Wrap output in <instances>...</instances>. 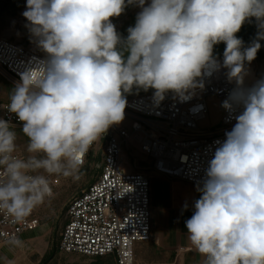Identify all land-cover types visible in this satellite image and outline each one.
I'll list each match as a JSON object with an SVG mask.
<instances>
[{
	"label": "clouds",
	"instance_id": "clouds-1",
	"mask_svg": "<svg viewBox=\"0 0 264 264\" xmlns=\"http://www.w3.org/2000/svg\"><path fill=\"white\" fill-rule=\"evenodd\" d=\"M141 8L123 38L111 22ZM22 15L47 58L20 73L7 111L27 138L18 156L15 125L0 118V213L25 221L53 196L50 177L79 179L83 157L125 117L133 87L181 101L220 67L238 87L223 107H242L209 162L201 196L185 221L203 264H264V80L243 89L245 63L264 40V0H27ZM255 19L247 47L236 34ZM225 43L223 64L214 45Z\"/></svg>",
	"mask_w": 264,
	"mask_h": 264
},
{
	"label": "built area",
	"instance_id": "built-area-1",
	"mask_svg": "<svg viewBox=\"0 0 264 264\" xmlns=\"http://www.w3.org/2000/svg\"><path fill=\"white\" fill-rule=\"evenodd\" d=\"M45 59L29 47L0 39V72L14 85L20 81V73ZM215 59L223 64L221 59ZM227 72L228 69L220 67L202 75L198 79L203 86L194 89L186 101L171 92L163 100H157L155 90L149 89L125 96V116L131 120L130 129L114 124L98 141L101 161L96 164L97 173L65 205V221L58 242L62 252L89 257L112 255L116 264H134V243L147 240L150 235V187L144 172L121 167L123 146L127 148L132 136L155 171L202 184L219 147L216 142L226 139L225 133L233 129L235 117L243 110L234 105L230 112L222 106L218 126L202 129L198 125L207 112V97L214 95L225 101L237 89L236 81L229 80ZM261 80L264 78L243 82L242 88L250 89ZM8 103L9 99L0 100V118L9 119L16 129H21L15 115L7 111ZM88 153L82 166L88 162ZM16 155L21 156L18 152ZM3 179L0 170V180ZM50 180L52 184L57 182V178ZM38 224L35 210L21 223H14L0 213V245L17 244L23 231L33 230Z\"/></svg>",
	"mask_w": 264,
	"mask_h": 264
},
{
	"label": "crops",
	"instance_id": "crops-1",
	"mask_svg": "<svg viewBox=\"0 0 264 264\" xmlns=\"http://www.w3.org/2000/svg\"><path fill=\"white\" fill-rule=\"evenodd\" d=\"M148 165L144 173L150 187L151 230L147 240L134 243V264H203L204 258L190 246L185 228V221L192 216L195 201L201 196L198 188L203 183L157 172L150 159ZM35 213L39 218L35 229L23 231L17 244L0 245V264H38L50 251L52 219L40 216L37 209ZM89 258L94 261L97 257ZM101 259L116 264L112 255Z\"/></svg>",
	"mask_w": 264,
	"mask_h": 264
},
{
	"label": "rangeland",
	"instance_id": "rangeland-1",
	"mask_svg": "<svg viewBox=\"0 0 264 264\" xmlns=\"http://www.w3.org/2000/svg\"><path fill=\"white\" fill-rule=\"evenodd\" d=\"M3 0H0V2ZM151 0H146V5ZM127 2V0H126ZM27 0H12V6L0 11V39L9 40L19 45L29 47L33 51L38 52L40 55L47 58L45 53L37 44L36 39L32 36L26 25L28 21L22 15L26 10ZM141 11V8L136 4L127 5L124 11L118 17H112L111 22L116 26L119 33L120 25L129 20L131 14H136ZM264 78V57L261 59H254L251 63H245V75L243 82L256 81ZM2 79V80H1ZM4 74L0 72V100H7L9 97V89L4 83ZM7 80V79H6ZM14 85V84H13ZM133 90V89H132ZM207 112L205 117L198 121V125L202 129H209L219 125L222 115V99L217 96L211 95L206 98ZM131 120L124 117L123 121L118 124L126 130L130 129ZM17 151L21 156H27V138L23 135L21 129H16ZM99 142L97 141L89 150L88 162L80 168L79 179L72 177H64L62 175H55L50 178H57V182L52 184L53 196L47 198L44 204L38 206L36 209L41 213L40 216H46L52 219V244L57 245L56 251L53 255L45 261L44 264H89L91 259L88 256L78 253H65L58 247L59 232L65 221L64 211L67 200L72 196L74 191L90 182L93 176L97 173L96 164L101 161L99 158ZM124 160L121 167L126 171H142L148 167L149 157L144 154L140 149V144L136 138L130 136L128 138L127 148L123 146ZM107 258V257H104ZM103 264H113V260L102 261Z\"/></svg>",
	"mask_w": 264,
	"mask_h": 264
},
{
	"label": "trees",
	"instance_id": "trees-1",
	"mask_svg": "<svg viewBox=\"0 0 264 264\" xmlns=\"http://www.w3.org/2000/svg\"><path fill=\"white\" fill-rule=\"evenodd\" d=\"M11 6H12V0H3V1L0 2V11L3 10V9H5V8H10ZM136 18H137V15L136 14H131L129 16V20L123 22L120 25L119 34L123 38H126L127 35H128L127 29L129 27H133L135 25ZM257 31H258L257 22L255 21L254 18H252L251 20L246 21L242 25L241 30L236 35L243 40L244 47H247L256 38ZM260 44H261V47L258 50L255 59H261V58L264 57V40H260ZM225 47H226V44L223 43V42L214 45V48H213V56H214V58H218V59H221L223 61ZM3 83H4V85L7 88H10L9 89L10 90L9 92L11 93V91L14 89L15 85H13L12 83H10L6 79H3ZM149 90H154V89H151L150 88ZM142 91H143V89H138L136 87H133V90H131V92H128L127 95L141 93ZM56 248H57V245L55 243H53L51 245L50 251L46 254V256L38 264H44L45 261H47L53 255V253L56 251ZM101 261H102L101 257H97L96 260L91 261L89 264H102Z\"/></svg>",
	"mask_w": 264,
	"mask_h": 264
},
{
	"label": "water",
	"instance_id": "water-1",
	"mask_svg": "<svg viewBox=\"0 0 264 264\" xmlns=\"http://www.w3.org/2000/svg\"><path fill=\"white\" fill-rule=\"evenodd\" d=\"M143 91H145V90H143ZM124 95L126 96V95H127V93H124Z\"/></svg>",
	"mask_w": 264,
	"mask_h": 264
},
{
	"label": "bare ground",
	"instance_id": "bare-ground-1",
	"mask_svg": "<svg viewBox=\"0 0 264 264\" xmlns=\"http://www.w3.org/2000/svg\"><path fill=\"white\" fill-rule=\"evenodd\" d=\"M246 82H249V81H246Z\"/></svg>",
	"mask_w": 264,
	"mask_h": 264
}]
</instances>
